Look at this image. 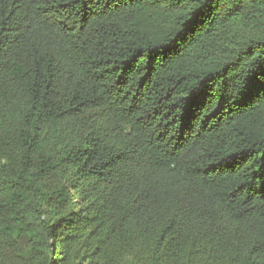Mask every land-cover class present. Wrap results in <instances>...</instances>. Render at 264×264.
<instances>
[{"label":"trees","instance_id":"1","mask_svg":"<svg viewBox=\"0 0 264 264\" xmlns=\"http://www.w3.org/2000/svg\"><path fill=\"white\" fill-rule=\"evenodd\" d=\"M0 264H264V0H0Z\"/></svg>","mask_w":264,"mask_h":264}]
</instances>
